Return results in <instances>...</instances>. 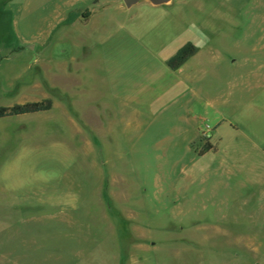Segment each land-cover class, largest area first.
I'll return each mask as SVG.
<instances>
[{"label":"rangeland","instance_id":"1","mask_svg":"<svg viewBox=\"0 0 264 264\" xmlns=\"http://www.w3.org/2000/svg\"><path fill=\"white\" fill-rule=\"evenodd\" d=\"M0 264H264V0H0Z\"/></svg>","mask_w":264,"mask_h":264},{"label":"water","instance_id":"2","mask_svg":"<svg viewBox=\"0 0 264 264\" xmlns=\"http://www.w3.org/2000/svg\"><path fill=\"white\" fill-rule=\"evenodd\" d=\"M123 1L127 9L130 10L144 3H147L155 8L171 6L175 0H123Z\"/></svg>","mask_w":264,"mask_h":264},{"label":"trees","instance_id":"3","mask_svg":"<svg viewBox=\"0 0 264 264\" xmlns=\"http://www.w3.org/2000/svg\"><path fill=\"white\" fill-rule=\"evenodd\" d=\"M173 62H176V60L173 59ZM38 110V105L32 104L28 106H18L16 109L12 111L11 115H25L30 114Z\"/></svg>","mask_w":264,"mask_h":264},{"label":"flooded vegetation","instance_id":"4","mask_svg":"<svg viewBox=\"0 0 264 264\" xmlns=\"http://www.w3.org/2000/svg\"><path fill=\"white\" fill-rule=\"evenodd\" d=\"M74 15V14H73Z\"/></svg>","mask_w":264,"mask_h":264}]
</instances>
